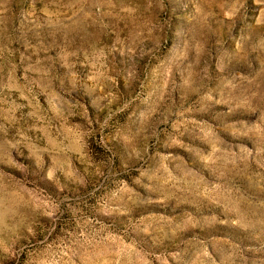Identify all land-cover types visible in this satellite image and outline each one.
Listing matches in <instances>:
<instances>
[{"label": "rangeland", "instance_id": "obj_1", "mask_svg": "<svg viewBox=\"0 0 264 264\" xmlns=\"http://www.w3.org/2000/svg\"><path fill=\"white\" fill-rule=\"evenodd\" d=\"M0 264H264V0H0Z\"/></svg>", "mask_w": 264, "mask_h": 264}]
</instances>
